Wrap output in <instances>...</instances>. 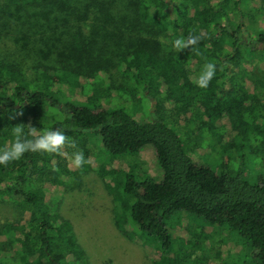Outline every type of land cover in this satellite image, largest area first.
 I'll use <instances>...</instances> for the list:
<instances>
[{"label":"trees","instance_id":"trees-1","mask_svg":"<svg viewBox=\"0 0 264 264\" xmlns=\"http://www.w3.org/2000/svg\"><path fill=\"white\" fill-rule=\"evenodd\" d=\"M6 1L27 12L42 8L46 19L62 18L46 26L51 30L47 38L63 36L54 40L57 45L51 52L69 40L84 66L28 65L27 60L33 61L29 54L0 52V148L11 145L17 124H31L38 132L62 128L91 162L81 168L71 165L75 149L65 148V156L29 152L7 167L0 165V199L16 203L26 218L0 225V264H83L70 222L52 213L49 201L67 180L96 170L83 137L89 132L100 135L112 156L153 149L160 175L147 174L139 182L133 175L122 178V170H100L107 186L108 176L118 178L111 186L117 189L112 192L116 228L150 251L146 254L150 264H208L202 241L186 242L168 229L179 212L210 225H226L247 241L251 262L264 264V177L251 184L241 173L198 163L192 158L196 149L189 150L180 136L181 125L193 124L195 129L187 127L186 132L198 147L207 130L223 128L225 133L212 135L227 150L249 129L244 120L258 94L249 87L264 89V74L257 83L247 75L252 68L244 65L249 61L245 50L258 55L259 47L248 46L242 34L248 25L256 27L260 15L264 17V0ZM6 6L0 4V32L6 31V37L17 27L24 33L25 24L8 23L11 14ZM261 21L258 42L264 45ZM39 26L43 29V24ZM190 33L202 37L196 51L177 53L172 42ZM161 37L167 38V45L159 43ZM42 38L45 43L47 38ZM13 55L20 63L8 61ZM206 61L214 62L217 71L204 89L194 81ZM28 69L35 73L32 79ZM115 69L133 81V87L115 85ZM114 100L139 104L154 100V113L138 120L115 108ZM51 111H60L63 117ZM196 250L203 254L192 258Z\"/></svg>","mask_w":264,"mask_h":264},{"label":"rangeland","instance_id":"rangeland-1","mask_svg":"<svg viewBox=\"0 0 264 264\" xmlns=\"http://www.w3.org/2000/svg\"><path fill=\"white\" fill-rule=\"evenodd\" d=\"M0 4L7 5L6 12L11 14L7 19L8 23L16 24L19 21L21 24H25L22 28L24 33H20L21 30L17 27L10 28L6 37L4 36L6 31L0 32V35L4 36L0 41V52L4 56L8 52L17 55L29 54L34 62L27 60L28 65L37 63L39 66H56L59 65V62H64L75 67L84 66L79 52L69 40L59 43L61 45L59 51L51 52L52 46L57 45L54 40L63 36L47 38L51 34V30L46 26L51 23L56 24L62 18L46 19L42 17L45 13L44 10H41L42 8L34 10V12H27L16 8V6H11L6 0H0ZM41 19L43 21H40ZM235 20L239 22L238 17ZM260 21L264 22L262 15L257 20L258 23ZM258 23L251 29L248 25L242 34L248 46L259 47L258 55L245 50V45L242 47V50H245V58L249 60L244 65L252 68L247 75L252 77L254 83L261 81L260 78L264 74V45L258 42ZM40 24H43V29L39 26ZM247 30L250 32L247 33ZM43 36L47 38L45 43ZM159 43L162 46L167 45V38L163 37V42L160 39ZM8 61L20 63L15 55L11 59L8 58ZM32 73V70L28 69L29 79L34 77L35 73ZM113 75L115 76V85L133 87L134 82L129 78H124L117 69L113 71ZM249 89L258 93L256 99L251 102L254 109L248 113L244 120L249 123V129L242 132V135L236 139L233 149H227V151L217 137L213 136L225 133L226 129L223 128L215 131L207 130L198 143V147L195 140L191 139L190 134L186 132L187 127L195 129L193 124L181 125L182 132H179L182 139L188 144L189 150L194 152L196 149L192 153L193 160L214 170L224 169L232 174L241 173L246 181L257 184L259 179L264 177V89L252 85ZM65 100L69 101L70 99L66 98ZM143 102L139 104L127 100H121V102L114 100L113 104L116 103L115 108L125 109L134 117L136 116L138 120L150 119L151 113H154L155 101L144 100ZM50 113L55 114L57 118L63 117L60 111H51ZM83 137L89 142L88 147L96 170L78 173L77 178L67 180L63 189L50 197L49 206L52 213L70 222L72 235L83 252V264H150L146 258V254L150 251L143 248L140 241L130 240L123 236L116 228L113 215L117 206L114 203L112 192L115 194L117 189L113 187V190L111 186L113 178H118L117 176H108L107 183L109 185L107 186L100 170L101 168L122 170V178L133 175L139 182L147 174L160 175L161 171L153 149L144 148L136 155L112 156L105 150L100 135L89 132L85 133ZM224 163L226 165H223ZM120 190L122 191V188ZM22 219L26 220L23 211L16 203L0 199V225L17 223ZM168 229L171 232L174 230V235L186 242L202 241L206 247L208 264H222L224 260L223 263L227 264H253L247 241L239 237L236 232L231 231L226 225H210L201 217L179 212L172 216ZM197 234L204 235L203 240ZM184 252L186 251L184 250ZM194 254L192 258H197L198 255L203 254V251L196 250ZM204 263L206 261L202 264Z\"/></svg>","mask_w":264,"mask_h":264},{"label":"clouds","instance_id":"clouds-1","mask_svg":"<svg viewBox=\"0 0 264 264\" xmlns=\"http://www.w3.org/2000/svg\"><path fill=\"white\" fill-rule=\"evenodd\" d=\"M201 38L199 35L190 33L187 38L181 37L175 39L172 42V47L177 53L189 48L192 51H196V46L199 44ZM161 41L163 42V37H161ZM216 71V64L211 61H206L199 77L194 83L198 87L206 89L214 79ZM17 115H23V112H19ZM13 137L14 139L10 146L5 145L3 148H0V165L5 167L12 162L21 160L29 152L65 156V148L75 149L72 153L71 165L81 168L85 163L91 162L90 159L85 160L83 150L77 148L75 141L70 140L62 128H56L55 130L45 129L42 132H38V129L31 124L27 126L17 124L13 127ZM52 170L58 172L59 168L54 166Z\"/></svg>","mask_w":264,"mask_h":264}]
</instances>
